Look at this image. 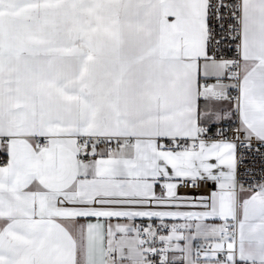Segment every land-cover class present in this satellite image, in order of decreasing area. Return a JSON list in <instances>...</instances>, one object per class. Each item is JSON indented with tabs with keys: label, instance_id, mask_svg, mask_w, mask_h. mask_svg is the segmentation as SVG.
<instances>
[{
	"label": "snow or ice",
	"instance_id": "6c2138e0",
	"mask_svg": "<svg viewBox=\"0 0 264 264\" xmlns=\"http://www.w3.org/2000/svg\"><path fill=\"white\" fill-rule=\"evenodd\" d=\"M0 264H264V0H0Z\"/></svg>",
	"mask_w": 264,
	"mask_h": 264
},
{
	"label": "built area",
	"instance_id": "2783aa9c",
	"mask_svg": "<svg viewBox=\"0 0 264 264\" xmlns=\"http://www.w3.org/2000/svg\"><path fill=\"white\" fill-rule=\"evenodd\" d=\"M181 191H185L184 189H181Z\"/></svg>",
	"mask_w": 264,
	"mask_h": 264
}]
</instances>
